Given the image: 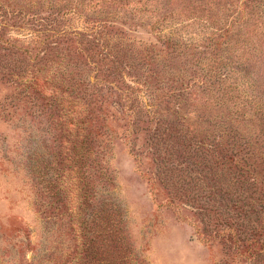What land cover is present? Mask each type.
I'll return each instance as SVG.
<instances>
[{"label": "rangeland", "instance_id": "obj_1", "mask_svg": "<svg viewBox=\"0 0 264 264\" xmlns=\"http://www.w3.org/2000/svg\"><path fill=\"white\" fill-rule=\"evenodd\" d=\"M171 1L164 31L202 44L196 0ZM143 5L0 0V264H264V14L254 50L190 66L196 86L162 98L172 81L138 56L161 45Z\"/></svg>", "mask_w": 264, "mask_h": 264}, {"label": "trees", "instance_id": "obj_2", "mask_svg": "<svg viewBox=\"0 0 264 264\" xmlns=\"http://www.w3.org/2000/svg\"><path fill=\"white\" fill-rule=\"evenodd\" d=\"M255 1L256 0H196L197 4L195 5V12H191V5L190 9L186 10L185 12L188 14L194 13L198 16L202 14L203 16H201L200 18L207 17V19H204L207 32L204 33V41L202 44H200V42L193 43L194 40H190L189 43L184 42L183 40L174 37L171 34L172 32L168 34L164 31V29H167L166 27L171 23L169 21H173L172 17H169L168 15V7L169 5L170 7L173 4L175 5V2L171 0L165 1L168 5L162 7L160 6L162 2H159L158 0H156V2L151 5L149 4L148 0L147 2L146 0H142V2L144 3V5L142 6V14L145 19L155 20V24L151 26L149 25V27L151 31L155 33L154 35L158 43H160L161 45H142L139 49L138 56L140 57L143 67L147 70L149 69V77L147 79L148 81L159 83L163 80L162 77H164L165 75L169 76L168 80L172 81L169 89L162 93V98L169 97L170 93H174V91L188 90L189 88L196 86L195 84L191 85L184 81L185 74L189 72L190 66H197L200 69L205 68L206 70H210V68H212L211 66H214V64L217 65L220 62H223V60L227 59L225 58V55H228L230 58H232L237 57L236 52L239 50L246 51L245 49H247V51H251L255 49L250 48L253 43L250 33H255V30H253L252 28L258 27L256 20L261 19L262 15L264 14V12H261L262 14L260 15L256 10L259 5L261 6V3ZM156 3L159 4L157 6V12H161L160 16H156V8L153 10L151 9V7L153 5H156ZM218 12L220 15H218ZM228 13V17L230 18L236 15L233 18L231 24L227 25L228 20L226 23H221L222 16H226ZM236 23L238 25L237 28L235 27ZM237 32L241 33L236 40V42H239L240 47H237L235 49L232 48L230 41L232 38L238 36ZM81 36L85 38V35ZM243 36H248V39L241 42L240 40ZM78 37L80 36L78 35ZM89 38H91V36ZM86 39L88 42H92L91 39ZM247 43L249 44V48H246ZM153 64L157 65V68L151 66ZM160 67H162V70H159ZM225 67L226 66H223V69ZM238 67H241V65ZM241 70L244 71V67H242ZM233 72H236V68ZM217 76L218 87L222 88L223 84L228 83V76L222 75L221 73H218L215 77ZM243 77L246 78V76L244 75ZM237 82V85L240 86V83H242L243 81L237 80ZM201 85H205L206 87V89L203 90V96H208L206 100H208L209 103L206 105V107L209 109H213L211 107L212 102L209 99L212 98L211 95L212 92H214L213 87L215 85L214 83L210 82V80L201 82ZM233 87L234 86H229L230 89H235V87ZM208 92H210V94H207ZM218 98L216 99V101L219 103L220 99ZM69 105L63 111L67 112L69 110ZM214 106V109L218 108V106ZM228 112H233V109L229 108ZM227 116L232 117V115L229 113H227ZM235 121H237L238 125V119H236ZM74 125V133L79 139L78 143L80 144L79 148H77L79 157L84 158L85 153L83 148L85 147V145L89 146L90 141V136L85 133L87 123L85 122V120L80 118L76 123H74ZM92 260L93 259H90L88 262H86V264L92 263ZM96 261L98 260H95V262ZM83 262L84 261H82V263ZM98 264H100V262H98Z\"/></svg>", "mask_w": 264, "mask_h": 264}]
</instances>
